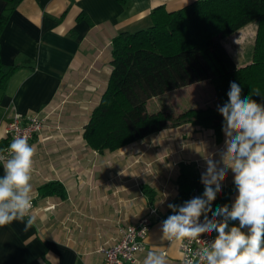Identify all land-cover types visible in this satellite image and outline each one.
Here are the masks:
<instances>
[{
	"label": "crops",
	"instance_id": "1",
	"mask_svg": "<svg viewBox=\"0 0 264 264\" xmlns=\"http://www.w3.org/2000/svg\"><path fill=\"white\" fill-rule=\"evenodd\" d=\"M194 1L14 4L0 35V77L12 69L0 84V151L7 145L5 126L13 114L45 116V125L30 142L36 147L30 210L35 222L27 230L28 217L0 226V264H100L97 248L116 243L119 227L134 225L144 216L152 226L132 264H143L150 251L163 253L166 264H182L179 242L163 238L162 222L174 214L169 204L182 206L186 201L179 196L180 173L191 170L201 182L209 157L224 167V132L218 142L212 129L168 126L102 152L86 143L83 132L108 85L113 39L149 27L157 8L174 12ZM7 7L0 0V14ZM249 25L222 40L237 67L251 63L252 54L247 64L236 61L251 42L253 52L257 27ZM218 106L214 86L206 80L153 97L146 110L178 115ZM232 182L234 173L228 169L221 187ZM49 183L61 188L40 195L39 188ZM237 195L235 188L228 199L230 209ZM228 224L239 227L238 220ZM241 230L248 233L247 227Z\"/></svg>",
	"mask_w": 264,
	"mask_h": 264
},
{
	"label": "trees",
	"instance_id": "2",
	"mask_svg": "<svg viewBox=\"0 0 264 264\" xmlns=\"http://www.w3.org/2000/svg\"><path fill=\"white\" fill-rule=\"evenodd\" d=\"M0 14V35L14 4ZM257 22L251 63L237 67L222 40L250 22ZM111 72L99 104L84 127L86 143L100 152L113 151L168 126L192 124L212 129L219 142L223 117L217 108L190 109L181 114L148 113L146 103L153 97L197 82H212L219 106L227 102L230 82L242 89V97L252 95L264 104V0H196L174 12L157 8L152 24L132 33L123 32L111 43ZM10 69L0 77V84ZM179 196L198 197L204 185L193 171L180 173ZM61 185L49 183L39 188L50 194ZM234 182L221 187L212 211L228 205Z\"/></svg>",
	"mask_w": 264,
	"mask_h": 264
},
{
	"label": "clouds",
	"instance_id": "3",
	"mask_svg": "<svg viewBox=\"0 0 264 264\" xmlns=\"http://www.w3.org/2000/svg\"><path fill=\"white\" fill-rule=\"evenodd\" d=\"M253 94L260 95L255 91L242 97L241 87L230 82L228 100L217 108L223 117L222 131L226 137L221 153L224 167L207 158L206 171L201 174L203 195L185 201L182 206L169 204L174 214L162 222L163 238L169 241L196 240L205 233H218L212 243L196 253V264H264V104L253 100ZM7 153V157L0 154L4 173L0 176V226L16 220L25 222L28 217L27 230L35 222L30 210L36 147L26 137L17 136L8 145ZM228 169L234 173L238 195L231 209L226 204L213 212L211 204L221 191ZM208 212H212L211 220ZM217 217L223 220L218 221ZM229 220H238L239 227L229 228ZM245 227L247 234L241 230ZM143 264H166V257L150 251Z\"/></svg>",
	"mask_w": 264,
	"mask_h": 264
},
{
	"label": "built area",
	"instance_id": "4",
	"mask_svg": "<svg viewBox=\"0 0 264 264\" xmlns=\"http://www.w3.org/2000/svg\"><path fill=\"white\" fill-rule=\"evenodd\" d=\"M45 125V116L33 115L22 116L20 114H13L7 121L5 126V136L7 138V145L0 151V154L8 156L7 147L12 139L17 136L26 137L28 143L32 141L34 136L38 134ZM3 163V162H0ZM189 197L186 201L192 199ZM155 211L152 210L151 213ZM209 220L212 219V212L207 213ZM218 221H222L223 217H217ZM200 222H204V215L200 217ZM152 220L149 216L140 218L136 224L122 226L118 229V240L111 245H100L97 248V253L101 255L100 264H124L135 263L138 253L144 250L145 240L150 232ZM216 232L211 234H202L196 240H177L179 242V250L181 253V263L187 264L191 261L196 264V253L207 244L215 240Z\"/></svg>",
	"mask_w": 264,
	"mask_h": 264
},
{
	"label": "rangeland",
	"instance_id": "5",
	"mask_svg": "<svg viewBox=\"0 0 264 264\" xmlns=\"http://www.w3.org/2000/svg\"><path fill=\"white\" fill-rule=\"evenodd\" d=\"M249 26L250 27H252V26L253 27H257V22L256 21H253L252 23L250 22ZM256 32H257V30H256ZM251 54H252V42L248 44V49L244 53H241L240 57H236V61L241 63V64L242 63H246L247 64V63L250 62L249 60L251 59Z\"/></svg>",
	"mask_w": 264,
	"mask_h": 264
}]
</instances>
